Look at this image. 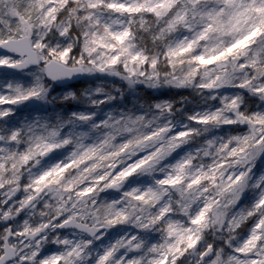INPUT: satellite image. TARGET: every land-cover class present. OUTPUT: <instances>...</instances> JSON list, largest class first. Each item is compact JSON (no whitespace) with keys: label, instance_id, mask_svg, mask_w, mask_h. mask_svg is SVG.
<instances>
[{"label":"snow or ice","instance_id":"obj_1","mask_svg":"<svg viewBox=\"0 0 264 264\" xmlns=\"http://www.w3.org/2000/svg\"><path fill=\"white\" fill-rule=\"evenodd\" d=\"M0 264H264V0H0Z\"/></svg>","mask_w":264,"mask_h":264},{"label":"trees","instance_id":"obj_2","mask_svg":"<svg viewBox=\"0 0 264 264\" xmlns=\"http://www.w3.org/2000/svg\"><path fill=\"white\" fill-rule=\"evenodd\" d=\"M185 94H187V93H185ZM149 95H151V93H149ZM162 95H163L164 97H167V96H169V95H175V93H167V92H165V93H162Z\"/></svg>","mask_w":264,"mask_h":264}]
</instances>
